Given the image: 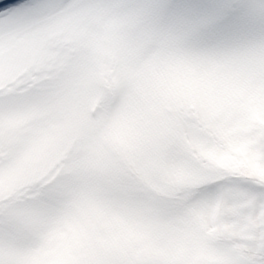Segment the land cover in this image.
<instances>
[{"label":"rangeland","instance_id":"rangeland-1","mask_svg":"<svg viewBox=\"0 0 264 264\" xmlns=\"http://www.w3.org/2000/svg\"><path fill=\"white\" fill-rule=\"evenodd\" d=\"M149 2L37 0L0 20V264H225L185 189L199 158L264 178L243 138L264 126V26L222 50ZM192 118L221 143L183 135Z\"/></svg>","mask_w":264,"mask_h":264},{"label":"snow or ice","instance_id":"snow-or-ice-1","mask_svg":"<svg viewBox=\"0 0 264 264\" xmlns=\"http://www.w3.org/2000/svg\"><path fill=\"white\" fill-rule=\"evenodd\" d=\"M37 0H16L0 8V20L11 21L31 12ZM163 27L185 26L202 33L213 47L230 50L233 44L251 30L257 21L264 26V0H156L145 5ZM183 135L220 144L215 130L196 118L188 120ZM248 153L264 166V126L255 125L244 134ZM187 145L183 137L172 145L177 151ZM185 155L191 159L190 152ZM200 182L185 189L190 193L183 207L201 210L198 222L203 241L219 249L225 264H264V178L225 170L203 158L194 161ZM227 225V230L210 233L209 229Z\"/></svg>","mask_w":264,"mask_h":264}]
</instances>
